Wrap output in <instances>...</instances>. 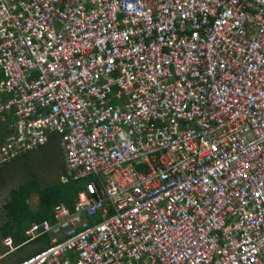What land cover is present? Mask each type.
<instances>
[{
  "label": "built area",
  "instance_id": "built-area-1",
  "mask_svg": "<svg viewBox=\"0 0 264 264\" xmlns=\"http://www.w3.org/2000/svg\"><path fill=\"white\" fill-rule=\"evenodd\" d=\"M0 71V164L86 180L14 264H264V0H0Z\"/></svg>",
  "mask_w": 264,
  "mask_h": 264
},
{
  "label": "trees",
  "instance_id": "trees-1",
  "mask_svg": "<svg viewBox=\"0 0 264 264\" xmlns=\"http://www.w3.org/2000/svg\"><path fill=\"white\" fill-rule=\"evenodd\" d=\"M9 120V115H6L4 120H0V143L4 141V138L9 133L7 126V121ZM58 139L56 134H51L45 145L50 144L61 153ZM27 153H21L0 164V187L5 185L8 175L25 168L27 165L25 163ZM19 161V170L18 166L16 169L10 167V165L13 166ZM85 181V179H78L63 182L58 179L53 182H45L29 171V176L9 189L8 195L0 207V236L2 238L9 236L13 246L21 245L26 240L24 230L31 222L53 220V207L56 204L63 202L72 209L77 193L83 189ZM33 194L38 197V205L35 209H32L28 202ZM18 257L16 262L24 259L20 255Z\"/></svg>",
  "mask_w": 264,
  "mask_h": 264
},
{
  "label": "rangeland",
  "instance_id": "rangeland-1",
  "mask_svg": "<svg viewBox=\"0 0 264 264\" xmlns=\"http://www.w3.org/2000/svg\"><path fill=\"white\" fill-rule=\"evenodd\" d=\"M61 158L62 157L60 151L55 150L54 147L50 144L28 152L25 157V163H27L25 168H21L20 171L12 172L10 175H8L5 180V185L0 187V207L7 195L8 189L15 186L18 182L24 180L27 176H29V171L31 173H34L35 176H38L45 182H53L55 180H58L59 171L61 168ZM19 163L20 161L13 166L10 165V167L16 169ZM29 202L31 206L34 207L36 205L35 196H33L32 200H30ZM0 246H5L2 240L0 241ZM12 255H10L9 257H11ZM7 259L8 258L0 260V264H4Z\"/></svg>",
  "mask_w": 264,
  "mask_h": 264
},
{
  "label": "crops",
  "instance_id": "crops-1",
  "mask_svg": "<svg viewBox=\"0 0 264 264\" xmlns=\"http://www.w3.org/2000/svg\"><path fill=\"white\" fill-rule=\"evenodd\" d=\"M0 75H1V71H0ZM61 157H62V152H61ZM61 168H60V171H59V180H60V176L64 173V163H63V159L61 158ZM10 189V188H9ZM9 189H8V192H9ZM8 192H7V195H8ZM6 195V196H7ZM33 196H35L36 198V205L34 207L31 206L30 204V200H32ZM6 198V197H5ZM5 198H4V201H5ZM3 201V202H4ZM29 205L32 209H35L37 208V205H38V197L36 194H33L31 195V197L29 198ZM28 227V226H27ZM26 227V228H27ZM26 236V235H25ZM6 238H10L9 236L7 237H1L0 236V241L2 240L3 241V244L5 246H0V260H3L5 258H8L4 264H14L16 263V260H17V257L18 255L26 258L27 256L37 252L38 250H40L41 248H43L44 246H46L49 242V234H43V235H40L38 236L37 238L33 239V240H30V241H24L21 245L19 246H13L12 243L11 245H7L4 240ZM26 239H27V236H26ZM31 244V245H30ZM9 249H8V247ZM27 247V248H26ZM6 248V249H5ZM3 252V253H2ZM13 254V255H12ZM10 255H12L11 257H9ZM19 258V257H18Z\"/></svg>",
  "mask_w": 264,
  "mask_h": 264
}]
</instances>
